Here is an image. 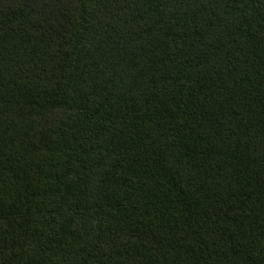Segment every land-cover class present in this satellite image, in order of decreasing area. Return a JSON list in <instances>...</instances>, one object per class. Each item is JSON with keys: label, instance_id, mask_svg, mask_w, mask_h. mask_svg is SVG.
<instances>
[{"label": "trees", "instance_id": "1", "mask_svg": "<svg viewBox=\"0 0 264 264\" xmlns=\"http://www.w3.org/2000/svg\"><path fill=\"white\" fill-rule=\"evenodd\" d=\"M0 264H264V0H0Z\"/></svg>", "mask_w": 264, "mask_h": 264}]
</instances>
